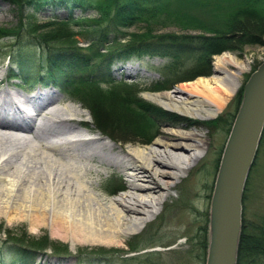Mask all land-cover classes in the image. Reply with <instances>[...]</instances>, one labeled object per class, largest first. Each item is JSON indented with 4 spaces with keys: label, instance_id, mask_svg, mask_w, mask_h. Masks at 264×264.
I'll return each instance as SVG.
<instances>
[{
    "label": "bare ground",
    "instance_id": "1",
    "mask_svg": "<svg viewBox=\"0 0 264 264\" xmlns=\"http://www.w3.org/2000/svg\"><path fill=\"white\" fill-rule=\"evenodd\" d=\"M215 65L221 76L199 78L180 92L152 93L149 100L194 125L198 119H213L238 91L247 69L228 53L215 56ZM228 66L236 72L228 71ZM4 82L0 74V211L27 213L20 220L39 228L49 224L53 237L73 245L111 248L140 232L156 214L150 210L164 204L169 196L164 193L176 186L171 182L184 178L187 171L182 166L197 163L198 153L207 145L197 129L160 127L150 141L129 136L122 141L125 148L118 149L90 129L81 131L82 113L76 107L55 108L40 121L33 117L22 122L8 113L27 99L5 88ZM35 99L49 108L63 101L56 100L53 91L43 90L29 101ZM112 168L121 171L125 194L110 200L108 196L117 190L105 188L101 181Z\"/></svg>",
    "mask_w": 264,
    "mask_h": 264
},
{
    "label": "trees",
    "instance_id": "2",
    "mask_svg": "<svg viewBox=\"0 0 264 264\" xmlns=\"http://www.w3.org/2000/svg\"><path fill=\"white\" fill-rule=\"evenodd\" d=\"M5 1L21 14L16 27L0 29V40H18L15 45L18 50L7 56L9 62L21 73L25 72L31 56L37 55L28 53L27 50L33 47L38 51L40 61L47 63L50 69L49 73L36 78L24 73L20 81L26 85L45 83L78 97L86 104L98 130L111 129L112 133L145 143L154 124L153 115L177 116L138 98L136 93L111 91L110 67L115 61L132 55H157L173 60L166 71L176 78L154 87L158 92L170 91L174 85L212 75V57L264 42V0ZM48 7H62L68 11V17L52 18L46 25L37 24L35 16ZM27 11L30 16L23 17ZM77 11L80 16L76 15ZM90 11L96 13V17H86ZM71 26L82 27L83 35L90 36L88 47L74 48L59 43L76 35L70 31ZM136 27H142L143 31L132 32L131 29ZM170 27L178 28L182 33H157ZM187 31L200 34L190 35ZM180 55H193L196 59L194 69L182 75L177 73L180 72ZM94 67L95 74L88 76L86 70ZM103 85L108 88L104 89ZM243 92L244 87L237 94V112ZM113 108L119 113H111ZM130 246L131 253L147 249L139 250L134 244ZM37 256V252L19 244L0 243V264H39ZM237 264H264V221L258 226H250L243 220Z\"/></svg>",
    "mask_w": 264,
    "mask_h": 264
},
{
    "label": "rangeland",
    "instance_id": "3",
    "mask_svg": "<svg viewBox=\"0 0 264 264\" xmlns=\"http://www.w3.org/2000/svg\"><path fill=\"white\" fill-rule=\"evenodd\" d=\"M68 14V11L62 7H48L36 15L35 18L37 24L46 25L50 19L55 17L59 20L66 19ZM76 15L80 16V13L77 11ZM20 16L21 14L15 6L10 5L5 0H0V29L7 30L16 27L20 22ZM27 16H30L28 11L23 13V17ZM86 17L94 18L96 13L90 11ZM81 28L71 26L70 31L75 32L76 35L59 43L74 48L88 47L87 41L90 36H84ZM131 31L141 32L143 28L136 27ZM157 33L181 34L182 31L170 27L158 30ZM186 33L190 35L200 34L198 31H187ZM17 41L11 38L0 40V74L5 80L3 84L5 88L18 92L22 97L35 95L39 90L53 91L56 94V100L66 101L69 105H73L81 111L82 116H84L83 120L87 122L86 125H82L81 131L86 132L90 129L97 136L109 140L118 149L125 148L127 144L122 141L126 138L130 139L129 136L112 133L111 129L108 131L96 129L90 112L84 109L85 105L80 102L78 97H72L56 87L44 84L36 85L31 90L32 93H29L28 87H24L19 80L10 78L9 74L12 73L10 71L13 66L9 64L7 56L18 50L15 46ZM27 51L31 55L35 53L37 55L35 57L31 56L32 66H29L24 73H30L37 77L50 72L49 65L40 61L37 50L30 47ZM225 53L232 55L236 61L246 64L247 69L241 75L238 91L228 100L217 116L208 120L198 119L200 122L197 125L188 122L184 117H158L156 114L151 117L154 124L148 133L149 141L160 127L186 132L197 129L204 134L207 145L205 151L198 153L200 159L197 163H193L188 168H186L188 164L182 166L187 171L182 173L184 178L181 179V182H179L180 180L171 182V184L175 183L176 186L168 193H164V196L169 195L164 204L150 210L156 212V214L150 220L148 219L145 227L140 232L123 237L120 245L111 248L96 247L84 243L73 245L70 240L53 237L49 224L39 228L37 223H30L27 219L20 220L22 214L25 217L29 214L9 210L0 211V243H16L21 247L37 252L36 262L39 264H206L211 202L221 159L237 112V94L244 87L253 71L264 62V42L262 45L241 46ZM195 62L196 59L193 55H180L178 60L180 72L177 71V73L182 75L192 71ZM172 63L173 60L168 58L147 55H132L126 59L117 60L110 67L109 82L113 84L111 91L116 93L121 91L124 94L133 92L137 94L138 98L158 105L149 100V94L180 92L182 86H186L199 78L174 85L170 91L158 92L154 87L164 84L170 78H176L166 71ZM227 69L230 72H236V69L232 66H228ZM14 71V74L21 75V72L15 70V68ZM95 71L96 67L90 68L86 70V74L88 76L93 75ZM128 74H132V76L130 77ZM221 75L220 70L216 68L215 57H212V75L201 77L210 78ZM102 87L104 89L108 88L107 85ZM110 110H114L111 113H119L116 108ZM168 123H172L175 127L166 125ZM184 123L188 124L185 129L181 128ZM133 144L139 143L133 142ZM121 174V171L116 168L110 169L103 176L102 185L105 188L118 190L123 184L120 178ZM124 194L125 191L117 192L114 196H108V199H120ZM243 200V220L250 226H258L264 221V135L254 165L249 173ZM136 237H138V240L135 242ZM131 244H134L139 250L147 249L131 253ZM3 264L15 263L5 262Z\"/></svg>",
    "mask_w": 264,
    "mask_h": 264
},
{
    "label": "water",
    "instance_id": "4",
    "mask_svg": "<svg viewBox=\"0 0 264 264\" xmlns=\"http://www.w3.org/2000/svg\"><path fill=\"white\" fill-rule=\"evenodd\" d=\"M264 134V63L245 85L224 149L211 204L206 264H237L243 197Z\"/></svg>",
    "mask_w": 264,
    "mask_h": 264
}]
</instances>
